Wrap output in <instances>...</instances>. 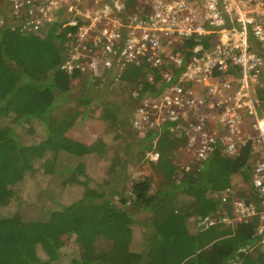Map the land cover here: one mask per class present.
<instances>
[{
	"label": "trees",
	"instance_id": "16d2710c",
	"mask_svg": "<svg viewBox=\"0 0 264 264\" xmlns=\"http://www.w3.org/2000/svg\"><path fill=\"white\" fill-rule=\"evenodd\" d=\"M69 30L50 27L46 31L45 28L38 37L13 31L9 25L0 27V121L11 120L9 125L0 127V264H44L60 260V247H56L50 235L42 236V228L55 214L62 216L60 226L66 221L73 222L74 218H79L80 223L81 218H88L85 227L90 237L78 240V250L69 255L72 264H264L263 251L253 250L258 217L236 225L235 230L206 229L204 225L207 217L218 218L214 215L219 207L215 194L257 202V193H249L252 178L249 146L236 159L225 157L217 150L203 170L196 166L183 170L178 157L184 140L165 130L156 145L161 155L156 165L159 184L154 187L147 176L141 175L129 179V187L117 192L120 198L117 202L107 198L105 186L91 175L87 163L93 149L67 136L80 113L68 114L58 121L52 116L59 105L76 99L73 96L76 81L83 82L82 89L89 90L91 86L80 70L70 74L62 68L67 60L63 45ZM148 71L151 69L147 65L130 66L122 71L117 82L113 80L116 73L111 71L107 87L94 89L100 92L93 93L112 97L119 92L123 100L132 99L131 93ZM108 85L116 87L110 91ZM83 97L91 103L89 95ZM103 107L113 109L117 120L121 117L112 103ZM26 124H29L25 131L30 135L28 141L18 133ZM117 126L131 135L123 119L118 120ZM38 128L44 133L42 140L34 136ZM156 136L158 133H149L143 140H137V145L149 148ZM62 153L85 159L73 169L58 170L57 161ZM106 160L111 173L108 178L113 180L118 168L128 163L109 156ZM136 161H140L139 155ZM40 172L49 183L54 178L61 179L64 195L74 187L82 193L80 199L68 195L64 203L57 201L51 214L46 208L45 221L28 219L23 205L32 196L25 201L21 189H15L24 178L37 177ZM236 175L243 179L241 186L233 183ZM182 194L191 198V204L185 205L187 208L178 206L177 198ZM40 200L35 197L33 203ZM144 213L146 217L142 218ZM231 233L233 237L224 238ZM98 240L102 241L101 249L96 245Z\"/></svg>",
	"mask_w": 264,
	"mask_h": 264
},
{
	"label": "built area",
	"instance_id": "2783aa9c",
	"mask_svg": "<svg viewBox=\"0 0 264 264\" xmlns=\"http://www.w3.org/2000/svg\"><path fill=\"white\" fill-rule=\"evenodd\" d=\"M4 25L38 37L69 28L62 68L80 70L96 89L111 71L117 82L128 67L149 66L131 93L130 127L138 141L158 133L143 151L150 164L161 159L165 130L184 140L183 170H203L217 150L236 159L251 147L257 202L215 194L218 218L204 225L234 228L258 217L264 248V0H0Z\"/></svg>",
	"mask_w": 264,
	"mask_h": 264
},
{
	"label": "rangeland",
	"instance_id": "374dc122",
	"mask_svg": "<svg viewBox=\"0 0 264 264\" xmlns=\"http://www.w3.org/2000/svg\"><path fill=\"white\" fill-rule=\"evenodd\" d=\"M90 82L91 86L90 88L87 86L89 88L88 90L87 88L82 89L84 86L83 82L76 81L73 91V96L76 99L72 102L59 105L52 114L53 119L58 121L68 114L80 113L78 121L67 132V136L86 144L91 150L93 149L87 163L90 166L92 172L91 175L98 177V182L103 183L105 186L108 199L117 202L120 199L117 192L129 187V179H138L141 175L147 176L150 179L151 184L156 187L159 184V177H157L156 174V165L150 164L143 158V151L145 149L140 145H137V139L135 140L136 143L128 148L127 142L124 141L126 139V132L124 128H119L117 126L118 120L121 119H123L127 126L130 125L129 116L133 108L131 97H127L126 100H123V96L119 92H116L112 97L103 93H95L99 90H94L96 89L94 83L92 81ZM93 91L95 92L93 93ZM86 95H89L91 100L90 104H88L86 98L83 97H86ZM108 103H112L115 106L114 109L116 108L115 112L121 115L118 120L112 113L113 109H108L106 107L102 108V105ZM127 119H129V121ZM10 123V119L1 120L0 127L9 125ZM28 127L29 124H26L18 129V133L25 140H29L30 138V135L25 132ZM34 136L38 138L37 140H42L44 138V133L38 128L37 133ZM126 141H128V139ZM138 155L140 156V161L137 162L136 159ZM108 156L112 157L115 161L123 160L125 162L128 160L127 164L125 162L124 168H118L114 180L108 178L111 175V173L108 172L109 162L106 160V157ZM48 158H51V154L48 155ZM83 159H85V157ZM83 159L62 153L57 161L58 170L73 169L76 165L82 162ZM61 182V179L54 178V180L49 183L40 172V175L37 177L24 178L20 184L18 183L19 185L15 183V185L17 184L15 189H21V194H19L25 199V201L32 196V200L30 199L31 201L23 205L26 211L25 215H27L28 219L31 218L45 221L46 208L48 209V213L50 212L49 210L52 211L49 214L53 213L55 211L53 208L57 207V201L64 203L67 200L66 196L68 195H74L76 198L80 199L82 193L76 192L75 187L72 191H67V194L64 195ZM242 182L243 179L240 175H236L233 178V183L235 185L241 186ZM250 187L251 185L249 188ZM35 197H39L41 200L37 203H33ZM178 197L177 201L179 207L187 208V204H191V198H186L183 194ZM37 204L39 206H37ZM41 208L45 209V211L42 212ZM144 216L145 213L141 215L142 218H144ZM59 218H62L61 214H55V216H53L52 221L42 228V236L46 237V235H50V237L53 238L56 242V247H60L59 249L62 251V258L56 262H46L44 264H72L69 255L78 250V240L88 239L90 237V235L86 233L85 227L88 219L87 217L81 218V223L79 222V218H74L73 222L66 221L61 226ZM190 228L191 231H193L194 226L192 223ZM96 245L100 249L103 247L101 240H98ZM55 252L56 251L52 250V254H55Z\"/></svg>",
	"mask_w": 264,
	"mask_h": 264
},
{
	"label": "crops",
	"instance_id": "0c3cea01",
	"mask_svg": "<svg viewBox=\"0 0 264 264\" xmlns=\"http://www.w3.org/2000/svg\"><path fill=\"white\" fill-rule=\"evenodd\" d=\"M127 131H129L130 132V134L131 135H129L128 136V132H126V134H125V142H127V147L129 148V147H132V144H134V143H136V141H135V138H134V136L132 135V133H133V130L131 129V127H130V125L128 126V129H127ZM134 134V133H133ZM131 136H133V137H131ZM128 139V141H126ZM255 191V189L253 188V186H252V182H251V187H250V189H249V193H251V194H253V192ZM257 193V191H255V194ZM229 228V227H228ZM233 230H235V227L234 228H232ZM234 235L231 233V234H229V235H226L224 238H231V237H233ZM256 243H257V241H256ZM255 248H258L259 250H261V251H263V253H264V248H260V246H258L257 244H255V246L253 247V250L255 249ZM247 250V248L246 249H244V251H246Z\"/></svg>",
	"mask_w": 264,
	"mask_h": 264
},
{
	"label": "clouds",
	"instance_id": "9594fccd",
	"mask_svg": "<svg viewBox=\"0 0 264 264\" xmlns=\"http://www.w3.org/2000/svg\"><path fill=\"white\" fill-rule=\"evenodd\" d=\"M133 133H134V132H133ZM134 135H135V133H134ZM134 137H135V140H136V139H137L136 136H134Z\"/></svg>",
	"mask_w": 264,
	"mask_h": 264
}]
</instances>
